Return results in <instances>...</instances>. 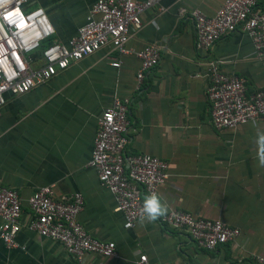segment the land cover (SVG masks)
Returning a JSON list of instances; mask_svg holds the SVG:
<instances>
[{
	"label": "crops",
	"instance_id": "crops-1",
	"mask_svg": "<svg viewBox=\"0 0 264 264\" xmlns=\"http://www.w3.org/2000/svg\"><path fill=\"white\" fill-rule=\"evenodd\" d=\"M95 1L29 3L44 10L53 38L65 43ZM223 1L157 0L139 15L140 28L130 31L125 49L136 52L154 43L159 60L138 88L139 59L103 47L24 95H5L0 107V188L17 193L21 213L16 246L7 249L0 241V264H76L59 244L27 227L32 217L26 199L46 186L55 195L80 193L83 206L77 222L92 237L115 245L116 258L87 255L82 264H135L141 254L150 264H254V256L264 257V167L258 165L254 142L257 132H264V121L214 129L205 98L209 62L242 78L251 93L264 85V58L254 57L250 40L239 30L216 41L208 52L196 50L188 16L193 9L211 16ZM257 4L263 8L264 0ZM180 9L185 14L179 15ZM113 61L117 68L110 66ZM114 94L128 99L125 155L146 154L167 164V178L157 189L161 202L168 210L236 228L234 240L206 251L159 219L122 227L112 195L88 167L97 118Z\"/></svg>",
	"mask_w": 264,
	"mask_h": 264
},
{
	"label": "built area",
	"instance_id": "built-area-1",
	"mask_svg": "<svg viewBox=\"0 0 264 264\" xmlns=\"http://www.w3.org/2000/svg\"><path fill=\"white\" fill-rule=\"evenodd\" d=\"M29 1L0 0V107L6 94L24 95L103 47L139 59L136 88L158 64L159 49L154 43L136 52L125 49L130 31L140 28L139 15L156 5L157 0H96L75 35L65 43L53 38L54 30L46 13ZM158 10L162 11L160 7ZM183 14L185 10L180 9L179 15ZM188 16L196 50L208 52L216 41L239 30L250 40L254 57L264 58V7L257 0H224L211 16L197 9L190 10ZM110 66L117 68L118 62L113 61ZM206 78L205 98L214 129L264 121V85L247 93L244 80L222 73L216 62L207 64ZM127 111L128 99L112 95L97 118L88 161L99 185L112 195L113 211L121 213L124 229L139 220L144 197L157 194L167 178V164L162 159L146 154L125 155ZM26 205L32 217L28 229L41 239L59 244L76 264H82L87 255L117 257L113 242L92 237L77 222L83 206L80 193L55 195L51 186L40 187L27 197ZM20 213L17 193L0 188V241L7 249L16 246ZM159 223L184 231L197 247L206 251L234 240L239 233L220 221L195 218L176 209L168 210ZM253 262L264 264V257L254 256ZM135 264L150 263L141 254Z\"/></svg>",
	"mask_w": 264,
	"mask_h": 264
},
{
	"label": "clouds",
	"instance_id": "clouds-1",
	"mask_svg": "<svg viewBox=\"0 0 264 264\" xmlns=\"http://www.w3.org/2000/svg\"><path fill=\"white\" fill-rule=\"evenodd\" d=\"M257 147L256 159L260 167H264V132H257L255 138ZM168 212V206L161 202L160 197L156 193L146 195L140 210L139 223H154L159 218L164 217Z\"/></svg>",
	"mask_w": 264,
	"mask_h": 264
}]
</instances>
